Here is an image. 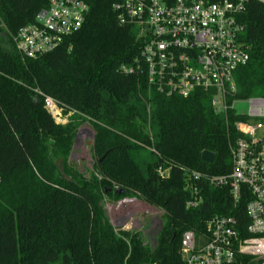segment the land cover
Listing matches in <instances>:
<instances>
[{"label":"trees","instance_id":"1","mask_svg":"<svg viewBox=\"0 0 264 264\" xmlns=\"http://www.w3.org/2000/svg\"><path fill=\"white\" fill-rule=\"evenodd\" d=\"M85 1L90 11L80 32L54 52L24 60L2 47L51 0H0V264H186V231L205 232L216 215L245 219L247 199L234 212L228 191L205 182L203 203L188 209L186 185L192 173H231L235 124L246 117L232 111L222 118L205 93L161 96L143 78L124 74L121 67L139 56L141 44L133 28L118 23L114 6L121 0ZM239 21L250 59L235 72L237 98H261L264 2L248 0ZM45 96L72 114L68 123H56ZM80 122L95 130L89 179L69 161ZM140 149L151 151L145 166L136 159ZM204 151L216 155L213 164L201 160ZM106 198L162 209L155 245L115 227Z\"/></svg>","mask_w":264,"mask_h":264},{"label":"built area","instance_id":"2","mask_svg":"<svg viewBox=\"0 0 264 264\" xmlns=\"http://www.w3.org/2000/svg\"><path fill=\"white\" fill-rule=\"evenodd\" d=\"M247 1L121 0L114 6L118 23L133 28L141 44L139 56L121 71L143 78L149 91L161 96L187 99L205 93L225 118L238 100L235 72L250 59L239 21ZM89 11L85 0H51L2 48L10 47L24 60L43 57L80 32ZM44 103L57 124L67 123L58 102L45 96ZM248 104L246 120L235 124L239 137L231 147V173H192L186 185L188 209L203 203L199 182H205L228 191L234 212L247 199L245 219L216 215L206 221L205 232L186 231L180 250L186 264H264V97ZM167 173L159 170L162 177Z\"/></svg>","mask_w":264,"mask_h":264},{"label":"rangeland","instance_id":"3","mask_svg":"<svg viewBox=\"0 0 264 264\" xmlns=\"http://www.w3.org/2000/svg\"><path fill=\"white\" fill-rule=\"evenodd\" d=\"M235 81H237V75H235ZM251 98H260V96L254 95ZM248 100H236L233 103L234 112L238 115H246L249 111ZM71 116L70 113H62L63 120H66L67 123ZM94 137V128L88 122H80L69 161L85 179L90 178L94 165L95 159L92 154ZM151 157L150 150L140 149L136 159L139 164L145 166L151 161ZM57 164L60 165V160L57 161ZM104 208L114 226L125 231L140 232L145 243L151 246L155 245L156 237L163 227L165 212L162 209L151 207L137 199L128 198L120 201L106 198Z\"/></svg>","mask_w":264,"mask_h":264},{"label":"water","instance_id":"4","mask_svg":"<svg viewBox=\"0 0 264 264\" xmlns=\"http://www.w3.org/2000/svg\"><path fill=\"white\" fill-rule=\"evenodd\" d=\"M201 160L207 164H213L216 160V155L209 151H204L201 156ZM119 195L124 194V190L117 192ZM116 227V226H115Z\"/></svg>","mask_w":264,"mask_h":264}]
</instances>
